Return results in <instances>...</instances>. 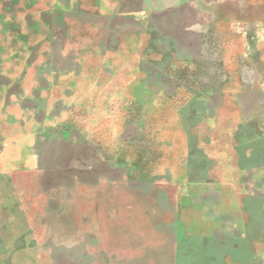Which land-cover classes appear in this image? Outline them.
Listing matches in <instances>:
<instances>
[{"label": "rangeland", "instance_id": "1", "mask_svg": "<svg viewBox=\"0 0 264 264\" xmlns=\"http://www.w3.org/2000/svg\"><path fill=\"white\" fill-rule=\"evenodd\" d=\"M27 1L0 0V264H264V110L238 168L250 178L225 183L205 207L197 189L178 209L169 194L133 202L137 170L119 164V99L111 110L115 99L88 92L90 43L115 39L88 15L100 0ZM116 1L125 14L143 7ZM122 12L119 28L131 25ZM119 165L130 180H119ZM218 213L233 223L224 232H236L227 243L210 233ZM210 237L220 257L208 255Z\"/></svg>", "mask_w": 264, "mask_h": 264}, {"label": "crops", "instance_id": "2", "mask_svg": "<svg viewBox=\"0 0 264 264\" xmlns=\"http://www.w3.org/2000/svg\"><path fill=\"white\" fill-rule=\"evenodd\" d=\"M141 2L142 8L132 5L125 14L116 0H100L98 9L89 12L115 39L90 43L97 69L88 92L115 99L111 110L119 99V164L137 170L128 185L133 202L169 194L178 209L188 205L182 194L197 189L195 202L205 207L209 195L220 194L225 183L235 187L236 178L252 175L251 168H238L246 161V142L261 133L256 118L264 110L259 107L264 86L254 89L252 73L259 81L255 86L264 85V73L260 78L255 72L257 66L264 69V0ZM120 12L130 26L119 28ZM119 169V180H130L126 166ZM145 204L144 210L158 206ZM214 219L210 233L220 242L222 227L233 223L227 213ZM179 223L184 230L177 224V232L187 236L188 223ZM224 233L221 241L227 243L236 232ZM212 240H207L208 255L220 257Z\"/></svg>", "mask_w": 264, "mask_h": 264}]
</instances>
